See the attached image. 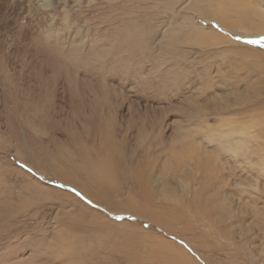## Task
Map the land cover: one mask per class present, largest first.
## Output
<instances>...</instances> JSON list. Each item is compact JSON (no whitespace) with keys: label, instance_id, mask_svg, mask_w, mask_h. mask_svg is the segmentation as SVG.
<instances>
[{"label":"rangeland","instance_id":"374dc122","mask_svg":"<svg viewBox=\"0 0 264 264\" xmlns=\"http://www.w3.org/2000/svg\"><path fill=\"white\" fill-rule=\"evenodd\" d=\"M29 3L0 0V264H257L234 222L256 183L264 213V154L239 160L264 143V0Z\"/></svg>","mask_w":264,"mask_h":264},{"label":"bare ground","instance_id":"6f19581e","mask_svg":"<svg viewBox=\"0 0 264 264\" xmlns=\"http://www.w3.org/2000/svg\"><path fill=\"white\" fill-rule=\"evenodd\" d=\"M260 2H261V0H257L256 6H260ZM53 3H54V0H42V3H40V0H30V3L28 5L33 8V10L35 11V13L37 15L38 14L40 15V12H39L40 11V4H41V7L43 6L44 9L48 8V10H51L50 12H52L55 10ZM232 3L236 8L241 7V5H242L246 11L249 7L245 2L241 4L239 1H232ZM219 4L221 6H223L222 3H219ZM262 5H263V9H259L258 11H256V7H255V10H254L256 12V17L259 18V20L262 21V23H263V24H260L259 26L255 27L256 33L258 35L264 34V4H262ZM230 28H234V27L231 26ZM241 99H242V97L238 96L236 98V101L238 100L239 102H243V100H241ZM247 100L248 99H246L245 101H247ZM244 131L245 130L242 129L241 132L240 131L228 132L227 137H231L230 139L235 141L234 139L238 138L237 134L240 135V133H241V135H242L241 139H242ZM184 133L186 135L185 140H189L187 138V135H190L189 132L186 131ZM182 137H184V136H182ZM191 137H192V135H191ZM227 137H225V138L227 139ZM183 140L184 139L181 140V144L183 146V148H182L183 153L181 152L182 154L177 155V157L180 161V164H183V163L188 162V161H193V163L198 168H201V170L208 169L207 160L203 159V157H200V158L193 157L195 154V151L194 150L192 151V149H194V147H192V146L194 144L191 146V144L187 141L182 142ZM187 143H189V144H187ZM230 143H231V141L228 140L227 145H222L220 148L225 150L226 147L228 145H230ZM187 145L189 146L188 149H186V147H188ZM259 146L260 147H258L256 150H255L256 146L253 144L250 146H245V152L241 154V156L239 157L240 158L239 160L243 161L244 163L245 162L250 163V162L258 161L259 158H261V156H263V154H264V143L259 145ZM234 148L240 149V146L236 144ZM103 149H104L103 151L106 152L105 158L103 160H100L99 163L92 164V166L86 170H85V167H83L79 171L81 177H83L85 180L90 181L91 183L93 182V185L101 184V182H105L107 184H110L109 183L110 181H112V180L114 181L113 176H114L115 172L112 170V169H114V167H113L112 161H110L111 152H110V150H108L105 147ZM173 157H175L174 154H173ZM208 159H210V158H208ZM177 164H179V162ZM144 172H145V170H141L139 168L136 169L135 173L139 174V177H138L139 181H141V178H142V175ZM151 181H152L151 178H148V177L146 179L143 178V182H144V185H143L144 188L143 189H144L145 195H148L147 187L149 188L148 183H150ZM94 183H96V184H94ZM258 186L259 185L257 183L255 185L251 186V187H253V190L256 191V194L252 193V194L256 195L255 198L250 197V198H247L248 200H246L245 203L242 202V205H243L242 209H245L244 210L245 212L247 210L246 214L249 213L250 218L246 222L243 219H237L234 223L238 224V226L241 227V233L242 234L241 233H239V234L241 236V239L245 240V242H246L245 248L247 251V257H248L247 259H249L250 261L256 262L257 264H264V213L262 214V212H261L262 210L260 209L261 207L260 208L257 207L259 200L261 199V193H262L258 190ZM133 211L137 215L138 214L139 215H146V216L150 217L153 221H157L162 226H164L170 230V228H168V225H167L169 223H167L166 221H164L162 219L161 220L158 219L157 217H155V215H152L150 212H145V210H142L140 208L133 209ZM178 219H180V218L177 217L176 220H178ZM184 229H187V225H184ZM249 243L253 245L252 248H254V250H250L252 248L249 247ZM258 243L260 245L258 247H255L254 244H258Z\"/></svg>","mask_w":264,"mask_h":264},{"label":"snow or ice","instance_id":"6c2138e0","mask_svg":"<svg viewBox=\"0 0 264 264\" xmlns=\"http://www.w3.org/2000/svg\"><path fill=\"white\" fill-rule=\"evenodd\" d=\"M249 43H259L264 46V37L260 38V40H250Z\"/></svg>","mask_w":264,"mask_h":264}]
</instances>
